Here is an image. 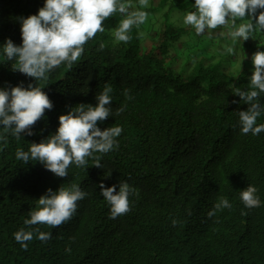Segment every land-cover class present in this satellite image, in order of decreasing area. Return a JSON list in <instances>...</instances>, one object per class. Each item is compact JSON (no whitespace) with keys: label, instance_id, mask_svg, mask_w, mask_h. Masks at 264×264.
<instances>
[{"label":"trees","instance_id":"trees-1","mask_svg":"<svg viewBox=\"0 0 264 264\" xmlns=\"http://www.w3.org/2000/svg\"><path fill=\"white\" fill-rule=\"evenodd\" d=\"M43 2L0 0V44L6 38L21 44L19 18L36 14ZM130 2L149 13L132 28L130 41H115L123 19L115 13L78 61L54 69L46 80L36 82L0 56V87L37 83L54 105L32 126L33 135L9 134L0 144V264H264V204L248 209L239 198L251 184L264 201V131L241 133L238 112L247 105L234 94L236 87L251 88V57L264 51V37L240 43L224 26L211 36L195 35L181 15L172 16L192 11L194 0H148L146 7ZM230 46L234 54L227 53ZM106 85L113 116L98 127L121 125L123 132L118 148L99 154L102 167L89 159L86 169L73 165L59 177L39 162L16 158L18 148L27 150L54 133L70 107L95 106ZM259 99L264 103V96ZM123 181L138 195L129 197L127 213L113 219L100 184ZM70 183L88 193L71 219L56 227L25 225L49 188ZM220 197L232 208L209 217ZM34 227L51 232V239L34 238L21 247L14 233Z\"/></svg>","mask_w":264,"mask_h":264},{"label":"clouds","instance_id":"clouds-1","mask_svg":"<svg viewBox=\"0 0 264 264\" xmlns=\"http://www.w3.org/2000/svg\"><path fill=\"white\" fill-rule=\"evenodd\" d=\"M139 2L146 7L148 0ZM191 7L192 11L182 14L181 23L191 26L195 35L207 33L211 36L212 30L224 26L226 35L240 43L256 34L264 37V0H194ZM115 13L123 15L113 32L117 42L130 41L132 28L144 24L149 16L143 7L133 8L130 0H44L36 14L19 18L22 43L17 45L6 38L0 44V56L13 61L14 70L34 78L36 82L46 80L54 69L61 65L71 67L78 61L85 51V44L97 32L105 30V19ZM245 18L247 22L238 23ZM104 47V44L100 45V49ZM226 51L234 54L235 48L230 46ZM251 62L254 66L250 76L251 88L236 87L234 94L247 105L246 110L238 112L241 133L259 135L264 131V123H257L258 118L264 115V103L259 99L264 96V51L255 52ZM42 89L37 83L24 87L22 82L13 87H0V144H7L9 134L17 139L22 137V133L34 134L32 126L54 106ZM111 92V86L106 85L96 95L95 106L80 103L70 107L67 113L59 115L54 133L39 143H29L27 150L18 148L16 158L24 164L39 162L59 177L68 176L73 165L86 169L89 159L95 161L93 165L102 167L99 154L118 148L117 138L123 132L121 125L103 130L98 127V121L113 116ZM125 108L126 105L120 107L117 113H122ZM109 175L111 172L106 174ZM100 188L113 219L127 213L130 210L129 197L138 195V190L127 181L109 187L101 183ZM87 195L77 183L61 185L57 190L49 188L37 200L36 207L24 223L28 226H59L72 218L78 208L77 202ZM239 198L248 209L264 204L258 188L251 184L240 191ZM232 206L227 197H220L207 215L214 217L217 212ZM51 237V232L41 231L39 227L21 228L14 233L15 240L25 249L27 242L34 238L47 241Z\"/></svg>","mask_w":264,"mask_h":264},{"label":"rangeland","instance_id":"rangeland-1","mask_svg":"<svg viewBox=\"0 0 264 264\" xmlns=\"http://www.w3.org/2000/svg\"><path fill=\"white\" fill-rule=\"evenodd\" d=\"M189 6H191V3L189 4ZM174 12H177V13H174V14H172V16L173 17H175V16H179V15H181V18H182V14H184V11H181V10H175ZM186 13V12H185ZM180 17V16H179ZM180 18V19H181Z\"/></svg>","mask_w":264,"mask_h":264}]
</instances>
